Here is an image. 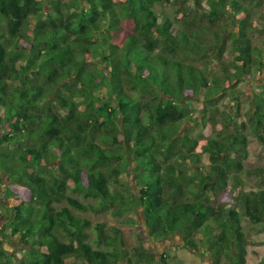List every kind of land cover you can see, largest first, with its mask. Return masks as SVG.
<instances>
[{"label":"trees","instance_id":"obj_1","mask_svg":"<svg viewBox=\"0 0 264 264\" xmlns=\"http://www.w3.org/2000/svg\"><path fill=\"white\" fill-rule=\"evenodd\" d=\"M247 1L0 0V173L30 193L8 221L23 264H180L147 241L126 248L121 229L80 216L136 205L151 241L180 234L210 264H247L242 217L264 227V187L246 191L238 173L247 132L264 145V82L244 113L237 95L264 69V40L249 38L264 0ZM241 12L224 65L227 27H215ZM121 22L131 28L120 45ZM206 58L221 76L188 62ZM229 90L232 111L210 121ZM194 112L207 135H192Z\"/></svg>","mask_w":264,"mask_h":264},{"label":"rangeland","instance_id":"obj_2","mask_svg":"<svg viewBox=\"0 0 264 264\" xmlns=\"http://www.w3.org/2000/svg\"><path fill=\"white\" fill-rule=\"evenodd\" d=\"M120 2L123 0H115ZM243 2L244 6H250L247 0H240ZM252 6V5H251ZM156 10L159 13L169 15L173 20L179 21L182 17L181 14H177L172 7H161L156 6ZM49 11V10H48ZM256 16L252 19V24L256 27L257 31L250 33V39L253 45H258L264 40V17L259 15H264V6L255 8ZM244 12L237 14V18L231 21L230 18H225L219 22V26L215 28L221 33L223 31L221 28L227 27L226 29V43L221 50L220 63L224 65L230 64L233 60L234 55L237 53V44L235 43L234 37L235 32L238 31L235 26L236 19H241L244 17ZM121 29L115 33V40L120 45L123 43L125 36L128 35L131 25L126 22H121ZM209 27V25H207ZM211 37V36H210ZM212 55V54H211ZM87 61H91V58L87 57ZM189 63L195 64L201 69H207L209 73L213 75L221 76L220 68L218 62L212 58H206L203 60H189ZM264 82V69L255 73L254 79L249 77L244 78L238 84V89L240 93L237 95L240 99L241 112L244 113L250 104L251 99L254 94L260 93V84ZM190 93H188V96ZM236 103V98L234 99V93L229 90L227 93V98L218 107V111H213L210 121H215L219 115L220 111H232ZM194 121L198 124L192 131V135L198 137L199 134L207 135V132L202 129L199 124L200 116L195 112L193 114ZM191 125L189 122L183 124V128ZM248 136V158L243 162V168L238 173L240 181L244 184V189L249 191L250 189H257L264 187V175H250L249 173L254 169L261 168L264 170V145L258 142L251 132H247ZM122 139V137L120 136ZM204 142V141H203ZM202 142V144H203ZM201 152V146L197 149ZM203 164L207 163L206 156H202ZM208 164V163H207ZM206 164V165H207ZM264 172V171H263ZM134 191L138 193V188L133 187ZM79 199L82 197L75 195ZM30 197V193L21 188L14 182H7L6 177L0 173V251L5 252V261L7 264H23L29 257L28 253L24 251L23 246L19 243L22 239L21 237H15L13 234V229L9 226V219L12 218V209L20 203V201H26ZM82 200V199H81ZM222 200L228 201L229 197L224 195ZM66 205V203L57 204L56 207ZM78 214V213H76ZM80 215V214H78ZM82 217L89 218L94 224L95 223H106L108 227H116L122 230L126 248H131L139 246L141 242H150L151 250L154 254L160 255L162 253H168L169 255H175L177 257V263L180 264H210V259L208 255H197L191 251L182 247V238L180 234L166 239L164 241L153 242L148 235V229L145 226V219L143 216V209L136 205L131 211L126 213L121 217L113 216L111 213L107 212L102 215H95L92 213L81 214ZM9 226V227H8ZM242 227L243 231L248 240V255L247 264H264V227L262 225H256L252 223L245 216L242 217ZM11 228V229H10ZM93 239V236L91 237ZM69 264H79L78 262H70ZM221 264H232L228 260H223Z\"/></svg>","mask_w":264,"mask_h":264}]
</instances>
